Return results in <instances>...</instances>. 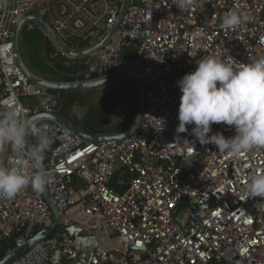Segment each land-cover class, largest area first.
Here are the masks:
<instances>
[{
    "label": "built area",
    "instance_id": "built-area-1",
    "mask_svg": "<svg viewBox=\"0 0 264 264\" xmlns=\"http://www.w3.org/2000/svg\"><path fill=\"white\" fill-rule=\"evenodd\" d=\"M122 6L123 0H0V114L16 109L28 118L60 108L59 94L31 82L15 61V27L29 14L64 45L92 46L109 34L85 56L56 48L63 76L124 74L143 94L135 131L120 139L89 141L38 120L52 138L42 168L51 177L45 186L57 223L5 264H264V210L255 207L261 198L244 192L250 176L264 170V148L232 158L200 145L193 125L176 132L177 82L199 60L212 56L239 67L264 58V0H195L185 11L173 0H128L123 14ZM232 11L249 19L225 30L222 17ZM33 26L28 22L26 30ZM196 30L202 39L192 38ZM212 129L235 134L224 124ZM16 158L9 144L0 165ZM19 170L35 171L30 164ZM50 225L44 198L30 186L14 199L0 198V243L14 245L7 253Z\"/></svg>",
    "mask_w": 264,
    "mask_h": 264
},
{
    "label": "clouds",
    "instance_id": "clouds-1",
    "mask_svg": "<svg viewBox=\"0 0 264 264\" xmlns=\"http://www.w3.org/2000/svg\"><path fill=\"white\" fill-rule=\"evenodd\" d=\"M195 0H173L179 11L193 7ZM248 16L235 11L222 17L221 27L232 30L247 22ZM204 32L192 33L194 40L202 39ZM177 85L182 95L178 108L177 133L191 134L200 145H215L218 153L238 158L255 149L264 148V58L250 64L233 67L212 56L196 63L194 72L186 73ZM213 124H224L234 129V135L225 137L213 133ZM36 143L29 146V138ZM195 142V141H194ZM10 144L16 159L8 166L0 165V198L14 199L26 187L41 192L51 177L42 168L44 153L49 150L52 138L49 125L31 118L21 117L16 109L0 114V145ZM31 165V176L19 168ZM250 199L260 197L255 207L264 210V170L250 176L244 188Z\"/></svg>",
    "mask_w": 264,
    "mask_h": 264
},
{
    "label": "trees",
    "instance_id": "trees-1",
    "mask_svg": "<svg viewBox=\"0 0 264 264\" xmlns=\"http://www.w3.org/2000/svg\"><path fill=\"white\" fill-rule=\"evenodd\" d=\"M41 47L45 65L54 76L46 80L54 82L74 81L62 75V56L49 39L41 34ZM72 49H85L89 42L66 43ZM56 53L55 58L47 59V55ZM52 65V68L49 65ZM96 79V77H92ZM60 97L59 114L75 128L89 135H118L125 132L133 122L137 111V92L124 80H114L103 85L72 90H52ZM121 107V119H113L117 107ZM31 145L35 138H29ZM44 161V159H43ZM11 242L0 243V259L13 249Z\"/></svg>",
    "mask_w": 264,
    "mask_h": 264
},
{
    "label": "water",
    "instance_id": "water-1",
    "mask_svg": "<svg viewBox=\"0 0 264 264\" xmlns=\"http://www.w3.org/2000/svg\"><path fill=\"white\" fill-rule=\"evenodd\" d=\"M127 4H128V0H123V6H122V11H121L122 14H123ZM33 19L37 22L39 27L44 32L45 36L49 39V41L54 45L55 48H57L59 51L65 53L67 55L74 56V57L85 56L87 54L92 53L96 49L100 48L103 45V43L107 40V38L109 37V34H108L106 37H104L97 44H95L94 46H92L86 50L72 51L68 47H66L54 35V33L48 28V26L44 23V21L39 16L33 15ZM17 31H18V27H17V29L14 33V37H13V50L16 54L15 61H16L17 66L25 73V75L28 77V79L31 82L37 83V84L44 86L50 90H72V89H85V88L95 87V86L103 85L107 82L114 81V80H124V81L128 82L130 85H132L137 92V111H136L135 117L133 119V122L125 132L118 134V135L106 136V135H89V134H86V133L80 131L79 129L75 128L71 123H69L68 121H66L64 118H62L61 116H59L56 113H54V114L41 113V114H37V115H31L28 118H31V119L36 120V121H38L39 119H48V120L56 121L59 124L67 127L71 132H73V133L79 135L80 137H82L86 140H89V141H97V140H101V139L108 138V137H114V138L120 139V138H124V137L131 135L135 131V129H136V127L140 121V117H141V113H142L143 94L141 92V89H140L138 83L133 78L129 77L128 75H124V74H111V75H107V76H104V77H101L98 79H94V80H90V81H74V82H66V83L65 82H51V81H46V80L35 78L27 71V69H25V67L23 66V63L21 61V58H20V55L18 52V47H17ZM29 146H30V142H29ZM40 193H41L42 197L44 198V200L48 206V209L50 211L51 225L49 227L39 231L24 246L7 253L4 257H2L0 259V264H5L8 261L12 260L13 258L22 254L30 246H32L35 242L39 241L41 238L45 237L48 233H50L53 230L54 226L56 225L57 216H56L55 210L53 208V205L50 201L46 186H44L43 191H41Z\"/></svg>",
    "mask_w": 264,
    "mask_h": 264
},
{
    "label": "rangeland",
    "instance_id": "rangeland-1",
    "mask_svg": "<svg viewBox=\"0 0 264 264\" xmlns=\"http://www.w3.org/2000/svg\"><path fill=\"white\" fill-rule=\"evenodd\" d=\"M41 34L43 32L38 28L31 31L22 30L17 39L18 52L22 63L25 65L28 71L34 75L42 78H50L54 76L52 71L45 65L43 58V50L41 43ZM60 112V110H59ZM121 107H117L113 114V119H121ZM9 144L0 145V158L3 159L8 153ZM81 186V182L77 181L76 187Z\"/></svg>",
    "mask_w": 264,
    "mask_h": 264
},
{
    "label": "crops",
    "instance_id": "crops-1",
    "mask_svg": "<svg viewBox=\"0 0 264 264\" xmlns=\"http://www.w3.org/2000/svg\"><path fill=\"white\" fill-rule=\"evenodd\" d=\"M33 15L34 14H29V15H26L20 22H19V24L15 27V31H16V29H17V27H18V31H17V39H18V35H19V33L22 31V30H25V31H27L26 30V24L28 23V22H33L34 23V26H33V28L31 29V30H34L35 28H39L41 31H42V29L39 27V25L37 24V22L33 19ZM31 30H29V31H31ZM43 32V31H42ZM43 35H45L44 34V32H43ZM98 43V42H97ZM97 43H95V44H97ZM94 44V45H95ZM53 45V44H52ZM94 45H92V46H94ZM54 46V45H53ZM91 46V47H92ZM70 49V48H69ZM71 50H73V49H71ZM75 50V49H74ZM73 50V51H74ZM83 50H86V49H83ZM82 49H79V50H75V51H83ZM94 52V51H93ZM23 66L25 67V65L23 64ZM25 69H27L26 67H25ZM28 71V70H27ZM33 77H35V78H38V79H42V80H46L45 78H42V77H40V76H37V75H34L33 73H31L30 71H28ZM46 81H50V80H46ZM51 82H54V81H51ZM69 82H74V81H69ZM66 83V82H65ZM59 116H61L60 114H59V110H58V113H57ZM62 117V116H61ZM63 118V117H62ZM106 136H112V135H106Z\"/></svg>",
    "mask_w": 264,
    "mask_h": 264
}]
</instances>
